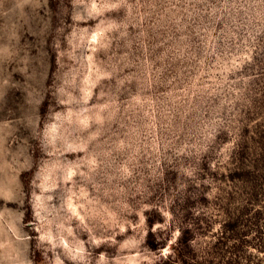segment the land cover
Masks as SVG:
<instances>
[{
	"label": "rangeland",
	"instance_id": "obj_1",
	"mask_svg": "<svg viewBox=\"0 0 264 264\" xmlns=\"http://www.w3.org/2000/svg\"><path fill=\"white\" fill-rule=\"evenodd\" d=\"M244 209L264 0H0V264H264Z\"/></svg>",
	"mask_w": 264,
	"mask_h": 264
},
{
	"label": "trees",
	"instance_id": "obj_2",
	"mask_svg": "<svg viewBox=\"0 0 264 264\" xmlns=\"http://www.w3.org/2000/svg\"><path fill=\"white\" fill-rule=\"evenodd\" d=\"M250 200L254 201L257 196L261 194L259 188H254L252 190ZM256 201V200H255ZM253 205V202L251 204ZM233 223H225L223 225V231H221V237L218 239V242L227 247V242L231 239H237L236 242H239L240 245H243L246 242L245 237L247 234L253 233L254 239L258 241L256 244L257 249L264 250V213L260 210L255 209H244L239 211L237 215L233 218ZM183 234V232H182ZM189 240H184L182 237L175 242L174 246L185 245ZM237 246H234V249L237 250ZM228 252V251H225ZM177 257L184 261L186 257L184 252L176 249Z\"/></svg>",
	"mask_w": 264,
	"mask_h": 264
}]
</instances>
